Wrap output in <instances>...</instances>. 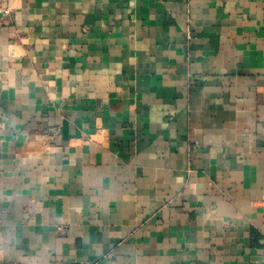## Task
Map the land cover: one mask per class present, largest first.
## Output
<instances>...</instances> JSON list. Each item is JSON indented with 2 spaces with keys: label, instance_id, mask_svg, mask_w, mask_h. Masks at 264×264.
Masks as SVG:
<instances>
[{
  "label": "crops",
  "instance_id": "crops-1",
  "mask_svg": "<svg viewBox=\"0 0 264 264\" xmlns=\"http://www.w3.org/2000/svg\"><path fill=\"white\" fill-rule=\"evenodd\" d=\"M0 264H264V0H0Z\"/></svg>",
  "mask_w": 264,
  "mask_h": 264
}]
</instances>
